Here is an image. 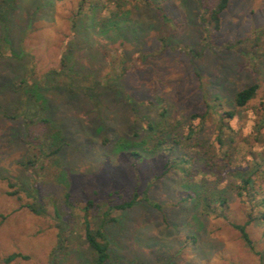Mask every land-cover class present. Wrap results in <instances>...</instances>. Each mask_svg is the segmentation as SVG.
Here are the masks:
<instances>
[{"label":"rangeland","instance_id":"1","mask_svg":"<svg viewBox=\"0 0 264 264\" xmlns=\"http://www.w3.org/2000/svg\"><path fill=\"white\" fill-rule=\"evenodd\" d=\"M214 2L0 0V264H49L56 243L50 202L65 192L78 214L89 198L120 202L134 190L151 204L114 213L105 264H264V219L246 227L253 251L231 226L264 212L237 195L231 175L264 158V0H231L218 29L203 10ZM62 60L68 74L99 84L73 93L65 83L38 89L61 146L27 169L23 162L36 151L27 139L43 129L20 115L16 84L41 79ZM252 84L255 96L237 107L235 93ZM224 111L234 117L225 118L220 148ZM186 126L200 129L188 138ZM161 129L168 142L155 144ZM183 153L193 159L187 174L175 166ZM262 169L253 179L258 197ZM203 180L227 198L225 211L204 212L196 197L184 199L189 183ZM34 183L48 203L45 215L25 205ZM12 253L20 256L6 262ZM56 264L89 259L74 246Z\"/></svg>","mask_w":264,"mask_h":264},{"label":"trees","instance_id":"2","mask_svg":"<svg viewBox=\"0 0 264 264\" xmlns=\"http://www.w3.org/2000/svg\"><path fill=\"white\" fill-rule=\"evenodd\" d=\"M143 1L146 4H150V0ZM230 1L231 0H215L213 4L204 6V13L207 14L209 18L208 22L214 29L220 27L221 13L228 7ZM78 12H80V10ZM64 67L65 62L62 60L59 69L47 71L41 79H36L34 76L28 75L21 78L16 84V87L21 90L23 94L24 104L20 111V115L27 121V126H29V124H39L43 129L41 134L30 136L27 139V143L32 149L36 150L29 155L25 162H23V165L27 169H35L36 166L42 162L44 157L58 152L61 146L59 142H57L59 139L57 135L58 130L54 122L45 114V105L39 98L38 89L45 84L57 86L59 83H65L69 89H72V93L75 89L93 91L98 87V79L88 78L86 76L77 77L68 74ZM257 88V84H252L236 92L234 95L235 105L239 108L244 107L247 102L255 96ZM233 117L232 111H224L219 114L220 125L216 129L215 141L220 148L226 145L225 125L230 126L227 121H225V118L232 119ZM147 126L151 128V125L148 123ZM199 129V127L195 128V126H186V136L188 138L191 137ZM158 133L159 134H156L154 139L156 140V142H154L155 144L168 142L166 137L167 132L164 129H161ZM170 143L178 144L175 140ZM172 144H168V151H171ZM133 154L136 155V153ZM176 160L175 166H177L181 172L185 174L189 173V167L192 165L193 159L188 157L187 153H183L179 158H176ZM40 165H42V163H40ZM168 165L172 167L174 162H170L169 160ZM263 165L264 158L262 163L255 161L251 169H238L231 173V175L237 179L235 180L237 195L240 198H245V201L253 209L264 206V193L258 197V190L255 186L256 180H253L254 173L257 170H263ZM211 173L216 175L218 170L211 171ZM215 182L216 180H214V183ZM206 184L204 180L198 183L190 182L189 187L191 188V192H189L184 199L187 200L188 198L196 197L201 203L204 212L225 211L228 208L227 198L219 194L213 187ZM26 192L33 199L32 202L25 204L26 207L35 214H47L48 203L44 202L45 196L42 194L40 186L34 183L31 189H27ZM14 193L16 192H12L11 194ZM140 201H146L151 204L146 193L144 191L138 192L137 190L133 191L129 199L120 202H113L112 199L109 198L98 201H95L94 198H89L78 214L75 212V198L69 192H65L61 200L50 202L53 211L52 219L56 228V243L52 249L49 264H56V258L66 255L74 246L78 247L82 253L88 257L89 264H105L109 257V242L106 237V226L116 221V217L114 216L116 211L127 210ZM213 201L217 202L215 206L212 205ZM221 215L225 217L224 213ZM259 218L264 219V212H260L255 216L248 214L247 220L244 223L231 222V226L238 231L242 242L252 251L254 250V245L246 227L250 222ZM69 220H73L74 225H70ZM78 225L80 226L79 229ZM19 256V253H12L4 260L8 262Z\"/></svg>","mask_w":264,"mask_h":264}]
</instances>
